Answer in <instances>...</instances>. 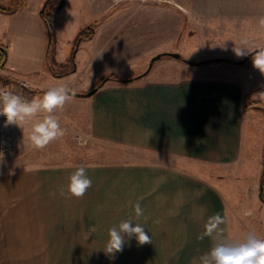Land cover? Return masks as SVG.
Returning <instances> with one entry per match:
<instances>
[{
    "label": "crops",
    "instance_id": "crops-1",
    "mask_svg": "<svg viewBox=\"0 0 264 264\" xmlns=\"http://www.w3.org/2000/svg\"><path fill=\"white\" fill-rule=\"evenodd\" d=\"M44 1L0 0L15 7L0 10L10 28L0 42L8 49L0 74L18 81L12 84L39 89L62 84L70 90H88L111 77L90 96L92 135L159 158L0 167V264H200L211 245L209 238L199 239L210 216L221 214L224 234L233 239L230 195L216 182L219 172L244 165L245 151L253 148L252 110L246 106L250 87L239 67L165 72L153 66L138 79L120 82L112 76L134 77L152 54L179 51L180 9L147 0H64L54 15L55 56L64 63L75 48V67L56 75L47 57ZM148 37L167 39L169 46L152 48L143 58L142 40ZM130 67L137 68L118 71ZM78 166L93 184L83 197H69V176ZM137 201L151 217L138 222L152 243L139 245L133 237L114 258L106 255L108 229L134 216Z\"/></svg>",
    "mask_w": 264,
    "mask_h": 264
},
{
    "label": "rangeland",
    "instance_id": "rangeland-1",
    "mask_svg": "<svg viewBox=\"0 0 264 264\" xmlns=\"http://www.w3.org/2000/svg\"><path fill=\"white\" fill-rule=\"evenodd\" d=\"M147 1L150 4L161 5L165 9L175 8V12L180 9V33L176 46L181 57L177 58L165 52L160 58L153 61L150 67V60L157 53L152 54L146 67L140 72L150 71L153 66L154 69L165 72L183 71L184 67L195 70L199 67L212 65L236 66L239 67L246 85L250 87V91L246 94V106L249 110H252L249 119L251 120V132L255 135L254 142H252L253 148L251 147L250 151H245L247 157L244 158V165H234L222 169L216 182L220 183L222 188L230 195L228 202L232 216L233 240L242 239L244 234L249 231H254L258 236L264 237V201L260 198V178L264 169V74L253 67L251 56L237 57L233 51L235 47H264V26L259 23L260 18L264 17V0ZM168 19V13L166 12L165 27H167ZM158 20L160 23V18ZM5 30L10 31V28L0 16V42L7 38L4 34ZM167 45L169 46L167 39H164L162 43L159 39L156 40L153 37L144 38L141 45L142 57L144 58L146 54H150L152 48L160 49ZM0 46L3 45L0 43ZM68 58L65 62L68 61ZM213 58H227L230 61L193 63ZM243 59L245 60L244 64L235 62ZM56 62L63 64L57 60ZM71 67L72 64H67L64 67L56 68V72H65ZM131 68L118 69V71L122 74H129L130 70L132 72L137 67ZM6 70L13 74H20L12 69L6 68ZM117 75L121 76L120 74ZM112 78L114 77L112 76ZM101 80L97 85L100 84ZM0 84L9 87L20 85L11 82L5 83L2 80H0ZM33 89L39 91L32 93L27 89L32 98L41 96L48 88ZM91 89H73L75 92L74 99L68 102L63 109L55 112L66 134L43 150H35L28 146L27 135L31 127L30 124H26L24 130L16 126L14 130V149L11 153L5 155V163L0 167L55 162L124 164L159 158L154 152L126 146L122 143L100 140L92 135L88 114V109L92 104L90 98L92 94L80 95L78 93H86ZM248 137V134H246L245 138L248 139ZM258 146L259 151L257 150ZM262 184L264 187V177ZM245 213H251V215H245Z\"/></svg>",
    "mask_w": 264,
    "mask_h": 264
},
{
    "label": "clouds",
    "instance_id": "clouds-1",
    "mask_svg": "<svg viewBox=\"0 0 264 264\" xmlns=\"http://www.w3.org/2000/svg\"><path fill=\"white\" fill-rule=\"evenodd\" d=\"M115 2L119 3V0ZM259 23L264 26V17L260 18ZM233 51L237 57L251 54L253 67L264 74V47H235ZM74 97L75 92L62 84L50 87L41 96H35L30 100L0 87V116L6 118L5 127L15 125L24 130V126L30 124L27 135L28 146L35 150H43L52 142L65 136V129L61 126L55 112L63 109ZM4 163L5 155L0 151V165ZM9 174H12L11 170ZM92 184L93 181L88 176L86 168L78 166L69 176L67 196L81 198ZM59 191L60 195H65L64 188ZM133 211L134 216L121 220L108 229V239L102 249L106 255L114 258L116 253L123 251L126 243L133 237L139 245L152 243L151 236L143 224L138 222L143 217L144 223H147L151 217L145 215L139 201L133 205ZM245 215H251V213H245ZM152 222L156 224L159 220ZM225 223V218L219 213L207 219L199 239L209 238L211 245L209 250L199 257L200 264H264V237L249 231L242 239H228L221 227Z\"/></svg>",
    "mask_w": 264,
    "mask_h": 264
},
{
    "label": "trees",
    "instance_id": "trees-1",
    "mask_svg": "<svg viewBox=\"0 0 264 264\" xmlns=\"http://www.w3.org/2000/svg\"><path fill=\"white\" fill-rule=\"evenodd\" d=\"M64 4V0H45L44 1V4H43V11H42V16L45 20V23H46V27H47V30H48V51H47V57H48V61H49V64H50V67L52 69V71L54 72V74L56 75H62V74H65V73H68L70 71H72L75 67V53L73 54V52H75V48L72 52V54L70 55V57L68 58V61L63 63V64H58L56 62V59H55V47H54V44H55V33H54V21H53V17H54V14L56 13V11H58ZM15 9V7H9V8H6L4 6H2L0 4V10H5V11H13ZM87 29H84L82 31H80L78 37L75 39V46L77 45L78 41L80 38L83 37V35H85V32ZM6 55H7V51H6V47L5 46H0V66H3L2 63L3 61L5 60L6 58ZM251 56V54L249 55ZM222 60H226V61H230L229 59L227 58H213V59H209V60H206V61H197L198 64H201L203 62H212V63H218V62H221ZM236 63L238 64H244L245 60H239V61H235ZM195 64V62H193ZM67 64H72V67L69 69V70H66L65 72H62V73H57L56 72V68L58 67H64L66 66ZM146 72V71H145ZM145 72L141 73V74H138L134 77H121L119 75H116L114 74L113 77L120 81V82H130V81H133L135 79H138L140 78L143 74H145ZM111 77L109 76H106L103 78V80L100 82L98 86L104 84V82H106V80L110 79ZM0 80L4 81L5 83H8V82H18L15 78H12L10 76H6V75H3V74H0ZM22 86L26 89H28L30 92L32 93H35L39 90H36V89H33L32 87H30L29 85L25 84V83H21ZM81 95H85V92H81L79 93ZM263 177H264V169L262 171V174H261V178H260V182L263 183ZM260 198L264 201V189L262 191H260Z\"/></svg>",
    "mask_w": 264,
    "mask_h": 264
},
{
    "label": "built area",
    "instance_id": "built-area-1",
    "mask_svg": "<svg viewBox=\"0 0 264 264\" xmlns=\"http://www.w3.org/2000/svg\"><path fill=\"white\" fill-rule=\"evenodd\" d=\"M0 87L7 88L16 94L25 97L26 99H32L29 95L28 90L24 88L22 85H16L14 87L4 86L0 84ZM5 117L0 116V151L7 155L11 153L14 149V130L15 125H8L7 127L4 126Z\"/></svg>",
    "mask_w": 264,
    "mask_h": 264
},
{
    "label": "water",
    "instance_id": "water-1",
    "mask_svg": "<svg viewBox=\"0 0 264 264\" xmlns=\"http://www.w3.org/2000/svg\"><path fill=\"white\" fill-rule=\"evenodd\" d=\"M43 11V7H42V9H41V12ZM48 50V49H47ZM167 53H169L170 55H172V56H174V57H177V58H180L181 57V54H180V52L179 51H174V52H167ZM162 54H165V52H163V53H157L156 55H154L152 58H151V60H150V67H151V65H152V63H153V61H155L156 59H158V58H160L161 56H162ZM5 61V60H4ZM4 61H3V63H4ZM3 63H2V65H3ZM195 64H198V62H195ZM147 72V71H146ZM97 90V87H93L91 90H89L88 92H86L85 93V95H91V94H93L95 91ZM81 95V94H80ZM264 189V187H263V184L261 183L260 184V191H262Z\"/></svg>",
    "mask_w": 264,
    "mask_h": 264
}]
</instances>
